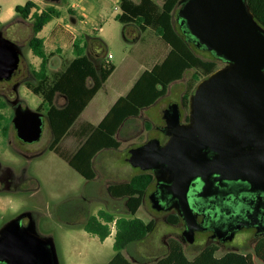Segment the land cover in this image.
<instances>
[{"label": "rangeland", "instance_id": "1", "mask_svg": "<svg viewBox=\"0 0 264 264\" xmlns=\"http://www.w3.org/2000/svg\"><path fill=\"white\" fill-rule=\"evenodd\" d=\"M27 1L0 0V19L3 21L0 23V32L3 31L6 37L16 41L22 48L19 74L10 81L0 82V101L5 102V106L0 108V114L7 120L14 115V106L10 100L16 94L23 106L33 110H37L42 102L39 95L30 91L24 83H20L24 77L36 82L30 71L32 68H29L31 60L35 58L30 55L32 53L28 47V41L33 35L31 24L26 22L18 25L16 22L3 29V25L14 18L15 13L11 6L25 4ZM52 3L61 11L62 22L69 24L67 28L74 33L63 31L60 42L55 43V34L50 33L53 25L47 24L45 39L48 51L57 53L52 63L54 68L49 67V74L60 69L62 63L65 65L66 61L72 60V39L75 35L78 38L83 34L100 37L106 42V59L115 65V70L82 113L85 117L93 113L94 118L101 119L114 101L130 89L140 73L162 60L169 48L152 31L140 32L138 27H132L131 30L129 26L116 20L115 14L121 9L119 2L115 0H60ZM73 4H78L76 21L72 18L75 14V9L71 7ZM177 11L178 8L176 14ZM58 19L60 18H55V22ZM100 27L101 31L98 30ZM87 51L90 52L91 47ZM192 72L193 70H188L182 79L170 84L167 94L157 103L143 109L138 117L125 122L117 135L119 148L103 150L95 158L96 175L92 180L83 177L63 157L47 148L51 131L46 117L41 139L33 143L19 139L15 128L9 122L0 120L1 127H6V133L0 128V176L4 180L3 185L0 183V229L20 213L33 212L39 234L53 238L59 264H105L116 253L112 236L103 243L99 237L83 228L87 218L100 209L116 216L155 221L154 230L146 238L129 244L123 250L134 264H150L156 258L166 255L171 239L182 242L179 236L182 229L179 224H171L168 219L173 212L158 211L152 207L148 194L153 190L154 183L149 187L143 204L134 216L129 214L123 199L110 196L107 186L111 183L109 178L126 181L140 171V168L125 161V155L130 148L139 147L152 138L161 141L166 139L161 128L165 125L163 108L170 103L181 102L186 82ZM17 82L20 84L15 90L14 85ZM62 98L58 97L57 105L62 104ZM182 110L184 114H188V109ZM43 113L46 114L45 111ZM83 119L85 118L82 117L80 121ZM73 139L70 136L64 139L58 151L62 154L71 152L76 147ZM24 221L27 222V219ZM111 228L116 230L114 223ZM182 244L189 259H193L202 249V246L196 244ZM226 251H220L217 256L225 254ZM239 252L253 253V247L247 246ZM255 263L263 264L258 258H255Z\"/></svg>", "mask_w": 264, "mask_h": 264}, {"label": "water", "instance_id": "2", "mask_svg": "<svg viewBox=\"0 0 264 264\" xmlns=\"http://www.w3.org/2000/svg\"><path fill=\"white\" fill-rule=\"evenodd\" d=\"M176 18L189 40L225 64L197 83L189 98L188 122H182L179 103L168 104L162 127L167 139L152 138L139 149L132 147L125 160L154 172L159 186L149 196L152 207H175L186 222L183 235L192 243L199 227L188 192L196 178L204 182L203 192L214 174L264 184V26L247 0H180ZM21 57V46L1 31L0 81L12 79ZM11 103L18 138L39 141L43 113L23 106L18 96ZM158 191L173 202L161 199ZM0 263L59 264L55 242L39 234L33 212L20 213L0 229Z\"/></svg>", "mask_w": 264, "mask_h": 264}, {"label": "trees", "instance_id": "3", "mask_svg": "<svg viewBox=\"0 0 264 264\" xmlns=\"http://www.w3.org/2000/svg\"><path fill=\"white\" fill-rule=\"evenodd\" d=\"M179 1H119L121 12L115 16L116 20L126 26H136L140 32L152 31L169 49L162 60L142 71L131 89L116 100L103 120L94 128L86 144L79 148L73 157L66 158L68 164L86 179L95 178L93 160L101 150L119 148L117 134L120 127L129 118L139 116L143 109L157 103L167 94L171 83L182 79L188 70H193L181 97L182 109L186 110L189 107L190 95L194 92L197 83L225 64L223 58L197 47L195 42L187 38L184 26L176 18L175 12L179 7ZM247 2L256 20L264 26V0H247ZM15 13L14 20L8 26L19 19H31L34 34L28 41V47L32 54L41 60L37 69L30 70L36 82L30 80L29 77H24L20 83H24L30 91L42 98L39 110L46 112L51 131L48 149L57 151L62 139L112 75L115 65L106 59V46L99 37H90L86 40L81 36L76 38L72 44L74 54L72 60L66 61L62 70L49 74L48 65L56 52L47 51L44 38L38 36V33L54 18L60 17L61 11L54 5H48L40 10L35 2L28 0L25 4L16 5ZM89 47L91 51L87 52ZM20 69L19 65L13 77L19 74ZM58 94L67 98V103L62 107L55 103ZM4 106L5 102L0 101V108ZM12 118L11 115L7 120L4 115L0 114V120L9 122L11 126H13ZM163 122L165 123L164 119ZM1 126L0 124L2 132L6 133V127ZM155 180L153 171L140 169L128 181L110 184L107 190L111 197L123 199L129 214L134 216ZM169 219L172 223L178 221L179 218L176 215V218L170 217ZM112 223L115 224L116 229L113 242L116 253L106 264H134L123 253V250L129 244L146 238L154 230L155 221H144L138 217L116 216L105 209H100L96 214L87 218L83 228L88 233L99 237L100 240H104L112 232ZM255 258L264 264V241L259 242L253 248V253L231 251L217 256L213 248L204 247L193 259H189L185 254L183 244L176 239H171L168 242L166 255L156 258L150 264H256Z\"/></svg>", "mask_w": 264, "mask_h": 264}, {"label": "flooded vegetation", "instance_id": "4", "mask_svg": "<svg viewBox=\"0 0 264 264\" xmlns=\"http://www.w3.org/2000/svg\"><path fill=\"white\" fill-rule=\"evenodd\" d=\"M15 97H17V94ZM180 108L182 122H188V118H186L188 114L183 113L181 104ZM37 110L43 113L42 110H39V107ZM43 115L48 120L47 115L44 113ZM92 126L90 125L91 128ZM79 127L86 131L82 134L84 138L79 143V146L83 147L87 142V130L90 127L83 122L79 123ZM49 145L50 142L47 148ZM137 148L139 149V147ZM75 154L76 152L72 157ZM153 185V190L148 196L158 189L159 185L156 180ZM203 186L204 182L196 178L188 192L189 203L196 215L199 227L195 230L194 242L190 244L202 246V249L204 247L213 248L217 254L223 250H227L226 253L239 252L251 245L254 248L259 242L264 241V184L252 185L250 182L240 179H220L217 174H214L210 178V186L206 192H203ZM158 196L168 201V204L173 202L166 192L160 193L158 191ZM161 211L173 212L169 215V218L178 216V221L169 222L175 225L179 224V228L182 229L179 234L182 242L189 243L183 235L186 222L181 213L175 207ZM24 220L23 223H27Z\"/></svg>", "mask_w": 264, "mask_h": 264}, {"label": "crops", "instance_id": "5", "mask_svg": "<svg viewBox=\"0 0 264 264\" xmlns=\"http://www.w3.org/2000/svg\"><path fill=\"white\" fill-rule=\"evenodd\" d=\"M33 2H35L36 4H37V6L40 8V10L41 9H43V8H45L46 6H48V5H54V6H56L57 8H58V6L56 5V4H53L51 1H49V0H47V2H43V1H41V0H32ZM115 1H117V2H119L120 0H115ZM137 1V0H136ZM18 5V4H17ZM15 6L16 5H12L11 6V8H12V10L14 9V13H15ZM71 7H73L74 9H75V11H74V13L75 14H73L72 15V18H73V21H76V19H75V16L77 15V11H76V7H78V4H73ZM59 9V8H58ZM1 11V10H0ZM121 12V11H120ZM120 12H118V13H116L115 14V16L117 15V14H119ZM15 16H16V13L14 14V18H15ZM84 15H81V17H83ZM14 18H13V20H14ZM58 18H60V19H58L56 22H55V18L52 20V21H50L48 24H51L50 26H52L53 25V27L51 28V35H54L55 34V38H54V42L55 43H58V42H60V40H61V34L62 33H64V32H68L69 31V33H71V34H73L74 32L72 31V30H69L67 27L69 26V24H64L62 21V13H61V16L60 17H58ZM84 18V17H83ZM12 20V21H13ZM12 21H10L9 23H5L4 25H3V28H5V27H7ZM3 21L0 19V23H2ZM29 23V24H31V26H32V21H31V19H27V20H21V19H19L18 21H17V24L18 25H22V24H24V23ZM47 26V24L44 26V28L42 29V31L41 32H39L38 33V36H40V37H42V38H44V42H45V46H46V49H47V51H48V48H47V45H46V39H45V31H46V29H48V27H46ZM130 27V29L132 30V27H136V26H134V25H131V26H129ZM75 29V28H74ZM33 30V29H32ZM99 31H101L102 30V27H100L99 29H98ZM60 31V32H59ZM64 31V32H63ZM34 34V33H33ZM81 36H83L86 40L87 39H89L91 36L90 35H81ZM31 38V37H30ZM76 38H78V36H74L73 37V39H72V44H73V42L75 41V39ZM100 38V37H99ZM104 43H105V45H106V42H105V40L103 39V38H100ZM48 52H52V51H48ZM88 52V51H87ZM32 53V52H31ZM57 53H55V55H56ZM167 54V53H166ZM165 54V55H166ZM30 55H33V54H30ZM55 55H53L52 57H51V59H50V62H49V65H48V70H49V67H51V68H54V65L52 66V63H53V61H54V57H55ZM34 60H31V66H29V68L31 67V68H35V69H37L38 67H39V64H40V58L39 57H37V56H35L34 55ZM73 57H74V55H73ZM165 57V56H164ZM110 61V60H109ZM62 68H63V63H62V66H61V68L60 69H56V70H54L55 72H57V71H60V70H62ZM141 74V73H140ZM137 79V78H136ZM135 79V80H136ZM135 82V81H134ZM89 85H91V81H89ZM133 85V84H132ZM105 86V84L103 85V87ZM102 87V88H103ZM132 87V86H131ZM131 87H130V89H131ZM101 88V89H102ZM100 89V90H101ZM129 89V90H130ZM99 90V91H100ZM128 90V91H129ZM98 91V92H99ZM127 91V92H128ZM97 92V93H98ZM126 92V93H127ZM97 93H96V95H97ZM125 93V94H126ZM125 94H123V95H125ZM95 95V96H96ZM94 96V97H95ZM120 96H122V95H120ZM119 96V97H120ZM58 97H63L62 99H63V102H62V104H59V105H57V106H59V107H62V106H64L65 105V103H66V98H65V96H63V95H61V94H58L57 95V97H56V100H55V103H56V101H57V99H58ZM93 97V98H94ZM118 97V98H119ZM117 98V99H118ZM116 99V100H117ZM116 100L114 101V103L116 102ZM92 101V100H91ZM90 101V102H91ZM89 102V103H90ZM113 103V104H114ZM112 104V105H113ZM89 105V104H88ZM87 105V106H88ZM112 105H111V107H112ZM110 107V108H111ZM87 108V107H86ZM85 108V109H86ZM110 108L108 109V111L110 110ZM148 108V107H147ZM107 111V112H108ZM84 112V111H83ZM82 112V113H83ZM107 112L102 116V118L101 119H98V118H94L93 117V113L91 114V115H89V116H82V114H81V116L78 118V120L75 122V124L72 126V128L70 129V131L68 132V134L62 139V141L64 140V139H66V138H68L69 136L70 137H72V138H74L73 140H75L74 141V143H76V147H74V149L71 151V152H69V153H66V154H62L60 151H58V148H59V146H60V144L62 143V141H61V143L58 145V147H57V151H55V150H52V151H54V152H56L57 154H59L61 157H63V159H65L66 160V158H70V157H72V155L75 153V152H77L78 151V149L79 148H81L80 146H79V143L81 142L80 140L82 139L83 140V136L84 135H82V134H84L86 131L85 130H83V129H81L80 127H79V123H81V122H83V123H86V124H88L89 125V127H90V125L92 126V128L90 127L87 131H88V139H89V137L91 136V134L93 133V130H94V128L96 127V126H98V124L103 120V118L105 117V115L107 114ZM142 112V111H141ZM85 118V119H83V120H81L80 121V119L81 118ZM138 117V116H137ZM87 118V119H86ZM132 118H135V117H132ZM129 119H131V118H129ZM125 124V123H124ZM123 124V125H124ZM122 125V126H123ZM121 126V127H122ZM121 127H120V129H121ZM80 128V129H79ZM120 129H119V131H120ZM119 133V132H118ZM118 135V134H117ZM80 138V139H79ZM87 139V140H88ZM76 140H77V142H76ZM103 150H107V149H103ZM103 150H101V151H103ZM100 151V152H101ZM99 152V153H100ZM98 153V154H99ZM97 154V155H98ZM97 155H96V157H97ZM95 157V158H96ZM67 161V160H66ZM95 160H93V162H94ZM127 162V161H126ZM130 164V163H129ZM93 167H94V164H93ZM138 173V172H137ZM137 173H135V174H137ZM135 174H133V175H135ZM132 175V176H133ZM131 176V177H132ZM130 177V178H131ZM129 178V179H130ZM128 179V180H129ZM108 180H110V182L111 183H109L108 184V186L110 185V184H113V183H118V182H124V181H121V180H116V179H113V178H109ZM128 180H126V181H128ZM3 182H4V180H3V178L0 176V183L3 185ZM108 186H107V189H108ZM5 187H7V186H5ZM14 191H17V189H14ZM114 228H115V224H114ZM114 235H115V230L114 229H112V233H111V235H109L106 239H104V240H102V242L103 243H105L108 239H110L111 238V236L113 237V240H112V243L114 242ZM114 256V255H113ZM112 256V257H113ZM111 257V258H112ZM110 258V259H111ZM109 259V260H110ZM108 262V261H107ZM106 262V263H107ZM105 263V264H106Z\"/></svg>", "mask_w": 264, "mask_h": 264}, {"label": "built area", "instance_id": "6", "mask_svg": "<svg viewBox=\"0 0 264 264\" xmlns=\"http://www.w3.org/2000/svg\"><path fill=\"white\" fill-rule=\"evenodd\" d=\"M111 57V56H110Z\"/></svg>", "mask_w": 264, "mask_h": 264}]
</instances>
